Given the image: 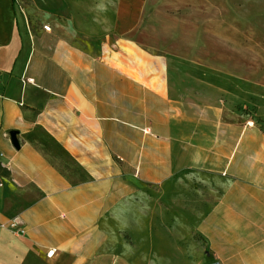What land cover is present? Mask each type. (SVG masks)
Instances as JSON below:
<instances>
[{
	"label": "crops",
	"instance_id": "0c3cea01",
	"mask_svg": "<svg viewBox=\"0 0 264 264\" xmlns=\"http://www.w3.org/2000/svg\"><path fill=\"white\" fill-rule=\"evenodd\" d=\"M170 1L51 90L0 0V264H264V0Z\"/></svg>",
	"mask_w": 264,
	"mask_h": 264
},
{
	"label": "rangeland",
	"instance_id": "374dc122",
	"mask_svg": "<svg viewBox=\"0 0 264 264\" xmlns=\"http://www.w3.org/2000/svg\"><path fill=\"white\" fill-rule=\"evenodd\" d=\"M156 0H15L19 24L33 53H43L47 67L40 85L56 90L60 83L57 59L61 48L60 39L73 41L75 36L100 38L104 50L117 44L124 35L132 32L137 22L147 14L149 4ZM170 3L171 1L168 0ZM46 26L51 27L48 31ZM101 50V46H99ZM3 88V86H0ZM264 129V108L247 111ZM121 206L114 220L116 241H127L128 236L121 230ZM202 239L195 235L194 260L201 257Z\"/></svg>",
	"mask_w": 264,
	"mask_h": 264
},
{
	"label": "built area",
	"instance_id": "2783aa9c",
	"mask_svg": "<svg viewBox=\"0 0 264 264\" xmlns=\"http://www.w3.org/2000/svg\"><path fill=\"white\" fill-rule=\"evenodd\" d=\"M45 29L48 30V31H50L51 30V27L46 26ZM145 131L148 132V133H151L152 132L151 126L147 127ZM11 227L13 228V230H15V232L17 234L24 235L26 233V223L19 216H16V217H14L12 219ZM49 254H52V251L49 252Z\"/></svg>",
	"mask_w": 264,
	"mask_h": 264
},
{
	"label": "water",
	"instance_id": "95a60500",
	"mask_svg": "<svg viewBox=\"0 0 264 264\" xmlns=\"http://www.w3.org/2000/svg\"><path fill=\"white\" fill-rule=\"evenodd\" d=\"M215 264H217V263H215Z\"/></svg>",
	"mask_w": 264,
	"mask_h": 264
}]
</instances>
